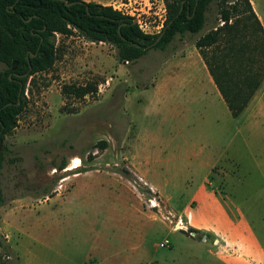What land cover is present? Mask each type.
Segmentation results:
<instances>
[{
  "label": "rangeland",
  "instance_id": "rangeland-1",
  "mask_svg": "<svg viewBox=\"0 0 264 264\" xmlns=\"http://www.w3.org/2000/svg\"><path fill=\"white\" fill-rule=\"evenodd\" d=\"M82 1L119 7L153 36L168 17L166 0ZM219 2L200 33L135 62L77 31L55 35V64L29 79L6 137L17 161L0 178V264H264L238 244L264 247V81L238 117L214 97L179 107L155 96L159 71L224 24Z\"/></svg>",
  "mask_w": 264,
  "mask_h": 264
},
{
  "label": "trees",
  "instance_id": "trees-1",
  "mask_svg": "<svg viewBox=\"0 0 264 264\" xmlns=\"http://www.w3.org/2000/svg\"><path fill=\"white\" fill-rule=\"evenodd\" d=\"M219 2L222 26L214 27L200 37L199 50L228 109L240 116L264 81L261 61L264 53V28L250 0H166L168 17L157 35L142 32L134 18L111 7L82 0H0V178L13 152L6 137L15 130L24 111L26 89L34 75L49 71L56 61L55 35L70 36L77 31L91 42H105L119 50L121 60L137 61L146 48L159 38L151 49L166 50L177 36L198 34L207 23V13ZM71 4V5H68ZM249 54L253 64L246 66L243 55ZM35 55V56H34ZM255 64L259 66L255 68ZM84 97L96 88L65 87ZM102 150L107 142L99 144ZM64 168V167H63ZM62 169V168H61ZM6 197L0 186V207Z\"/></svg>",
  "mask_w": 264,
  "mask_h": 264
},
{
  "label": "crops",
  "instance_id": "crops-1",
  "mask_svg": "<svg viewBox=\"0 0 264 264\" xmlns=\"http://www.w3.org/2000/svg\"><path fill=\"white\" fill-rule=\"evenodd\" d=\"M253 6V9L259 18L263 28H264V18L262 17L260 11L257 9L253 0H250ZM197 50V48H196ZM158 80L155 90V96L157 97V102L160 104L159 100H163L172 96V101L175 103L174 106L181 107L183 104H191L195 101H219V103H225L221 93L219 92L217 86L213 81V77L209 69L207 68L203 58L199 52L187 54L184 58H179L177 62L172 64L170 69H162L159 71ZM260 91V90H259ZM257 96H255L254 100ZM130 99L129 96H127ZM79 177L80 173L76 174L75 177ZM208 182V179L205 180ZM211 185V183L209 182ZM26 199L21 197L13 202ZM250 231H253L251 227L248 228ZM2 228L0 227V234ZM254 232V231H253ZM7 238V236H5ZM219 242L218 239H216ZM239 246L244 248V250L249 253L254 254L257 258L263 255L264 256V247L260 246H250L245 242L238 243ZM257 254V255H256ZM235 264H242V262L235 261L232 262Z\"/></svg>",
  "mask_w": 264,
  "mask_h": 264
},
{
  "label": "built area",
  "instance_id": "built-area-1",
  "mask_svg": "<svg viewBox=\"0 0 264 264\" xmlns=\"http://www.w3.org/2000/svg\"><path fill=\"white\" fill-rule=\"evenodd\" d=\"M107 7H109V6H107ZM110 7H111L113 10L118 11V12H120L121 14H123V15H125V16H130V15H128V14H125V13L122 11V9L119 8V7H116V6H114V5H112V6H110ZM130 17L134 18L133 16H130ZM134 20H136V18H134ZM136 23L138 24L140 30L143 32V30H142V28H141V23H140V20H139V19L136 20ZM62 181H64V180H61V182H62ZM61 190H62V185H61V184L58 185V186L55 188V192H57V193H60Z\"/></svg>",
  "mask_w": 264,
  "mask_h": 264
},
{
  "label": "bare ground",
  "instance_id": "bare-ground-1",
  "mask_svg": "<svg viewBox=\"0 0 264 264\" xmlns=\"http://www.w3.org/2000/svg\"><path fill=\"white\" fill-rule=\"evenodd\" d=\"M80 164H81V161L78 158L74 159L72 162V165L67 169V171L75 170V169L79 168V166H81ZM154 206H156V205L153 204V207Z\"/></svg>",
  "mask_w": 264,
  "mask_h": 264
},
{
  "label": "water",
  "instance_id": "water-1",
  "mask_svg": "<svg viewBox=\"0 0 264 264\" xmlns=\"http://www.w3.org/2000/svg\"><path fill=\"white\" fill-rule=\"evenodd\" d=\"M63 2H67V0H62ZM68 5H71V4H68ZM136 23V20H134V24ZM162 38V34L159 36V38L156 40L155 43H153L152 45L146 47V48H152L153 46H155ZM35 56V55H34Z\"/></svg>",
  "mask_w": 264,
  "mask_h": 264
},
{
  "label": "flooded vegetation",
  "instance_id": "flooded-vegetation-1",
  "mask_svg": "<svg viewBox=\"0 0 264 264\" xmlns=\"http://www.w3.org/2000/svg\"><path fill=\"white\" fill-rule=\"evenodd\" d=\"M17 187H19V185H17Z\"/></svg>",
  "mask_w": 264,
  "mask_h": 264
}]
</instances>
